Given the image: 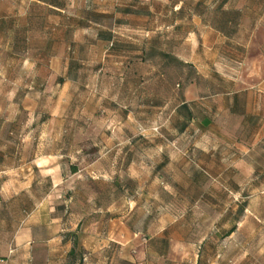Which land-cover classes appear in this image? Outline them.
<instances>
[{"label": "rangeland", "instance_id": "1", "mask_svg": "<svg viewBox=\"0 0 264 264\" xmlns=\"http://www.w3.org/2000/svg\"><path fill=\"white\" fill-rule=\"evenodd\" d=\"M63 1L66 14L0 0V169L13 171L0 197H19L35 219H49L55 206L59 233L76 251L61 249L57 264H264V119L247 127L215 95L235 73L244 80L250 63L235 73L216 66L218 50L196 38L193 62L180 63L165 57L163 37L153 48L141 31L133 42L140 56L121 74L116 54L86 48L94 29L58 27L111 20L84 0ZM193 80L201 97L187 119L177 105Z\"/></svg>", "mask_w": 264, "mask_h": 264}, {"label": "crops", "instance_id": "2", "mask_svg": "<svg viewBox=\"0 0 264 264\" xmlns=\"http://www.w3.org/2000/svg\"><path fill=\"white\" fill-rule=\"evenodd\" d=\"M35 1L48 5L60 14H66L69 5H66L63 0ZM84 1L86 8L92 12L98 7L103 21L109 18L111 24L108 26L102 21L95 23L87 20L84 25L58 24V27H64L66 32L75 34L78 31L94 29L97 40L86 41V48L94 51L99 46L106 57L116 54V57L122 59V64L125 63L121 74L125 71L128 74V70H131L134 64V58L140 56L138 52L135 53L133 42L135 35L141 31L150 38H154L153 48L157 47L154 43L163 37L166 46L164 47L165 57L177 59L180 63L193 62L188 53V44L193 38H196L202 48L206 46L207 49L218 50L216 66L226 67L228 71L235 73L241 66H248L246 64L249 62L250 71L245 73L244 80H238L235 73L228 88L223 92L215 90V95L227 97L229 103L224 109L228 114L242 118V122L244 121L247 127H250L253 121L259 120V126L255 129L262 128V119H264V0H146V5L142 8H139L141 0ZM247 11L252 14L253 18L250 28H246L241 20L246 17ZM235 12H239L238 21L230 20ZM140 16L147 21V24L137 23ZM221 18L227 19V24L222 29L218 24ZM243 32L248 35L246 39H238L237 35ZM125 47H129L130 50H124ZM68 50L70 54L75 51L72 43H69ZM58 59L62 63L65 62L64 59L56 56L50 61L52 60L53 63ZM65 60L69 74L70 59L68 57ZM38 62L40 61L37 59L34 64L36 67L40 66L42 70L43 66ZM258 63L259 69L256 67ZM261 65L263 69L260 68ZM102 68L103 64L100 63V70ZM216 72L220 71L216 69ZM38 76L36 84L42 80L40 77H43L42 74ZM64 78L66 79L65 76ZM197 84V80L189 82L178 105L188 103L191 106H198L194 101L201 97ZM218 108L216 111L220 113L219 110L223 107ZM50 157L53 158L52 155ZM11 172L13 171L0 169V177H3V180H0V187H7L10 184L6 183V179ZM41 172L42 176L46 173L47 178L52 176L50 170H41ZM14 185L21 187L17 181ZM54 186L55 183L51 184L46 192L51 191ZM17 194L19 195L15 192L11 196H18ZM16 198L10 200L3 195L0 197V264H57L62 258L61 249L64 251L66 249L67 257L76 255L75 247H71L69 243L70 239L59 233L60 229L56 224L58 219L53 213L54 205L50 208L52 216L49 219H35L31 217L34 208L29 209L25 202L19 200V197ZM40 205L42 206L43 202L36 204L35 211L40 210Z\"/></svg>", "mask_w": 264, "mask_h": 264}, {"label": "trees", "instance_id": "3", "mask_svg": "<svg viewBox=\"0 0 264 264\" xmlns=\"http://www.w3.org/2000/svg\"><path fill=\"white\" fill-rule=\"evenodd\" d=\"M238 17H239V12H235V14L233 15V18H231L230 20H233V21H238ZM215 20V19H214ZM218 24L220 26V28H225L226 24H227V19H219L218 20ZM114 45V43H113ZM177 110L179 112H182L186 115L187 119H193V115H194V110L193 108L191 107V105H189L188 103H183L181 105H178L177 106ZM74 170H76V167H74ZM240 211L242 212L243 211V208L240 209ZM235 230V227H233L231 230H230V233L233 232Z\"/></svg>", "mask_w": 264, "mask_h": 264}]
</instances>
